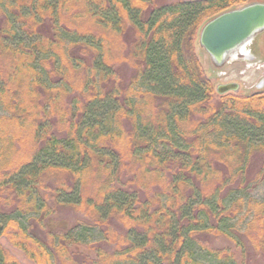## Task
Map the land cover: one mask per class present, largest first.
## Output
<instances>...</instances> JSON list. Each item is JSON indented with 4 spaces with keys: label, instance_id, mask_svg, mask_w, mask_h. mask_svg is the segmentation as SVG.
Wrapping results in <instances>:
<instances>
[{
    "label": "trees",
    "instance_id": "16d2710c",
    "mask_svg": "<svg viewBox=\"0 0 264 264\" xmlns=\"http://www.w3.org/2000/svg\"><path fill=\"white\" fill-rule=\"evenodd\" d=\"M254 1L0 0V208L14 206L0 223L13 246L35 264H204L203 250L243 264L198 239L241 251L226 231L238 217L264 252V200L239 195L254 154L252 180L264 178V89L217 93L198 55L204 23ZM53 171L72 185H48ZM49 197L85 210L114 250L77 258L69 231L32 232L20 216L40 225ZM0 264L22 263L0 247Z\"/></svg>",
    "mask_w": 264,
    "mask_h": 264
},
{
    "label": "rangeland",
    "instance_id": "374dc122",
    "mask_svg": "<svg viewBox=\"0 0 264 264\" xmlns=\"http://www.w3.org/2000/svg\"><path fill=\"white\" fill-rule=\"evenodd\" d=\"M262 2V1H260ZM247 57L240 56L238 58H230L223 65L218 66L216 69H212L210 66V57L203 50L198 49V55L200 61L207 72L213 74L214 77L212 82L215 84L225 83V82H237L239 87L237 91L234 92H250L259 89L260 87L264 89V29L257 32L250 42L246 45ZM259 62V63H257ZM257 63V64H255ZM260 64V68H257ZM124 72L128 75L130 70L124 67ZM262 76V79L260 78ZM0 114H3V111L0 109ZM262 160V155L254 154L251 156L249 167H248V177L250 179V184L244 190H242L239 195H241L244 199L248 197H252L257 200H264V178H260L256 181L252 180L254 175L260 170V164ZM63 180H62V179ZM44 179L48 185L54 186L57 180L65 181V183H69L72 185L70 175L68 172H57L53 171V173L45 174ZM40 195H42L43 191L41 189ZM6 200L0 194V203H4ZM52 198H47L46 204L49 206H53V210L45 217L41 224L36 225L34 217L38 216V214L34 215L32 213H28L21 217V220L24 224L28 225L33 223L32 232H36V234L40 238H44V230L47 232H62L67 233L69 231L73 237H77L78 243L70 244L71 251H78L77 258H80V254H92V252L88 251V245H96L98 247L101 246L102 249L111 252L114 250L113 246H106L101 243V235H100V225L96 224L89 215L82 210L81 208H74L71 205L67 204H55L52 203ZM14 207V206H13ZM12 207V208H13ZM10 207H7V204L3 206L1 209L2 212L8 211V209L13 210ZM7 213V212H6ZM7 215V214H6ZM114 226H120L118 221H114ZM3 225L2 223H0ZM43 228V229H42ZM243 223L238 220V217L229 221L228 230L229 235L235 238H240L242 241V250H238L233 243L226 239L223 235H214L211 233L207 234H199L198 239L206 244L209 247L213 248H226L229 251H233L234 259L237 261L243 260V264H264V252H254L252 249L248 238L243 235ZM121 230V229H119ZM101 243V244H100ZM0 247L3 248L10 256L15 258L18 262L22 264H35L30 261L23 252L17 247L13 246L9 241V237L3 232V226L0 233ZM203 251H198L196 254V259L204 264H226L222 262V259L214 258L212 255L207 254ZM51 264H59V260L52 258ZM228 264V263H227Z\"/></svg>",
    "mask_w": 264,
    "mask_h": 264
},
{
    "label": "water",
    "instance_id": "95a60500",
    "mask_svg": "<svg viewBox=\"0 0 264 264\" xmlns=\"http://www.w3.org/2000/svg\"><path fill=\"white\" fill-rule=\"evenodd\" d=\"M264 29V2L254 1L226 10L208 20L199 32V45L215 66H221L230 57L239 54L241 46ZM237 82H223L215 86L217 93L237 91ZM2 225L0 224V233Z\"/></svg>",
    "mask_w": 264,
    "mask_h": 264
},
{
    "label": "bare ground",
    "instance_id": "6f19581e",
    "mask_svg": "<svg viewBox=\"0 0 264 264\" xmlns=\"http://www.w3.org/2000/svg\"><path fill=\"white\" fill-rule=\"evenodd\" d=\"M240 52H241L242 54H244V55L247 54L246 48H242V47H241Z\"/></svg>",
    "mask_w": 264,
    "mask_h": 264
},
{
    "label": "built area",
    "instance_id": "2783aa9c",
    "mask_svg": "<svg viewBox=\"0 0 264 264\" xmlns=\"http://www.w3.org/2000/svg\"><path fill=\"white\" fill-rule=\"evenodd\" d=\"M257 63H259V62H257ZM257 63H255V64H257ZM257 68H260V64L258 65V67Z\"/></svg>",
    "mask_w": 264,
    "mask_h": 264
},
{
    "label": "crops",
    "instance_id": "0c3cea01",
    "mask_svg": "<svg viewBox=\"0 0 264 264\" xmlns=\"http://www.w3.org/2000/svg\"><path fill=\"white\" fill-rule=\"evenodd\" d=\"M260 78L262 79V76Z\"/></svg>",
    "mask_w": 264,
    "mask_h": 264
}]
</instances>
